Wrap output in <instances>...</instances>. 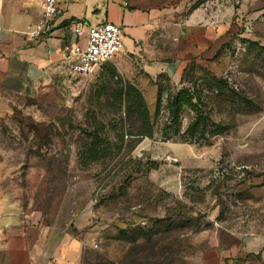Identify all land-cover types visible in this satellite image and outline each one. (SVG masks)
Masks as SVG:
<instances>
[{"label":"rangeland","instance_id":"rangeland-1","mask_svg":"<svg viewBox=\"0 0 264 264\" xmlns=\"http://www.w3.org/2000/svg\"><path fill=\"white\" fill-rule=\"evenodd\" d=\"M113 1L161 19L91 78L35 88L0 71V201L40 217L43 264H264V0ZM126 84L152 137H119ZM183 88L202 98L206 139L183 140L191 110L166 138Z\"/></svg>","mask_w":264,"mask_h":264},{"label":"crops","instance_id":"crops-1","mask_svg":"<svg viewBox=\"0 0 264 264\" xmlns=\"http://www.w3.org/2000/svg\"><path fill=\"white\" fill-rule=\"evenodd\" d=\"M62 13L52 35L32 41L24 33L40 17L37 0H0V71L24 75L35 88L49 86L53 77L68 73L65 45L67 25L114 23L125 36L139 40L144 30L161 19L159 9H130L113 0H62ZM37 215L23 216L11 204L0 201V264H43L47 231ZM47 264V262H45Z\"/></svg>","mask_w":264,"mask_h":264},{"label":"built area","instance_id":"built-area-1","mask_svg":"<svg viewBox=\"0 0 264 264\" xmlns=\"http://www.w3.org/2000/svg\"><path fill=\"white\" fill-rule=\"evenodd\" d=\"M71 2L77 0H69ZM40 17L24 33L27 39L38 41L52 35L62 13V0H37ZM70 40L65 45L68 73L79 80L97 74L124 49L125 32L114 23L86 26L72 21L67 25Z\"/></svg>","mask_w":264,"mask_h":264},{"label":"trees","instance_id":"trees-1","mask_svg":"<svg viewBox=\"0 0 264 264\" xmlns=\"http://www.w3.org/2000/svg\"><path fill=\"white\" fill-rule=\"evenodd\" d=\"M104 71V70H103ZM213 82L216 83V90L226 98L236 99V90L232 86L228 78L214 77ZM122 103H125L128 119L132 125L128 130L121 133L119 136L122 140L125 137L130 139L152 137L155 133L150 111L143 93L131 84H126L118 94ZM238 105L245 104L244 101H237ZM202 98L195 95L191 88H183L176 93L170 94L168 97L167 110L169 113V121L176 126V135H166L167 139L177 138L180 128L183 125L182 116L186 110L194 111L195 116L193 121L184 133V141H200L207 138V119L204 112L201 110ZM162 110V92L160 91L156 115H159ZM201 128V129H200Z\"/></svg>","mask_w":264,"mask_h":264}]
</instances>
